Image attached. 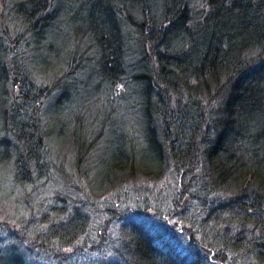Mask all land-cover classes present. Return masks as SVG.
Instances as JSON below:
<instances>
[{"label": "trees", "instance_id": "trees-1", "mask_svg": "<svg viewBox=\"0 0 264 264\" xmlns=\"http://www.w3.org/2000/svg\"><path fill=\"white\" fill-rule=\"evenodd\" d=\"M125 106L135 127L118 131ZM0 165L9 185L55 184L64 200L49 229L25 219L0 239V264H34L20 243L64 264L100 215L84 218L80 197L168 175L171 218L216 264H264V0H0ZM115 238L124 260L108 264L212 263L134 219Z\"/></svg>", "mask_w": 264, "mask_h": 264}, {"label": "rangeland", "instance_id": "rangeland-1", "mask_svg": "<svg viewBox=\"0 0 264 264\" xmlns=\"http://www.w3.org/2000/svg\"><path fill=\"white\" fill-rule=\"evenodd\" d=\"M69 40L70 38H68V42ZM68 42L64 39L60 40V38L55 37L53 40V50L62 52L67 51ZM124 108L125 116L122 120L116 118L114 121L115 127H118V131L123 128H125V130H132L135 127L129 128L131 124V111L126 106ZM7 168L8 165H0V239L4 242H6V240L8 242H16V239L12 238L9 231H19L16 226L20 225L25 219L30 218L35 219V232L38 225L39 228L49 229L52 221L58 216V211L53 210V207L54 209H56V207L59 208L64 200L51 198L55 184H44L43 190L39 181L38 183L36 182V184L19 186L16 188L9 185L11 180L7 177ZM167 177L166 179L162 178L159 180L147 178L136 179V182H117L114 186L107 188L106 190L108 191L105 192V194H100L101 196L93 195L86 198L80 197L79 202H77V207L84 212V218L86 216V219L89 220L90 217L95 215V210L98 211V214L101 215V212H103L105 215L102 214L103 218L99 215L97 226L91 222L80 226L83 219L77 218L76 226L82 227L84 231H79L80 233L76 235V241L70 243L69 246L73 247V249L69 250L68 253H66L65 249H60V252H58L57 249L55 253L58 252L57 255H68V259L64 264H99L101 259L105 264L122 262L124 260V257L121 256L122 253L114 254L112 250V248L116 249L121 247L119 241L115 240V237H117L120 231L122 222L134 219L135 221L146 224L147 227L157 235L162 236L163 239H170L182 253H187L190 258H210V261L216 264L213 259L214 253H211L212 248L207 245L208 239L205 240L202 233H200L196 227L194 231H190V224H186V222L183 224V220L171 218L170 210L173 208L174 203L169 198L167 202L165 200V198L169 197L172 193V186L169 184L171 175ZM134 190H140L142 193L140 195L143 196L138 197ZM122 191L128 192L127 194L129 197H124L122 195L120 197L121 201L117 204L114 196ZM73 197L78 199L79 195L73 194ZM46 203L48 204L47 208L45 207ZM74 204H76V202H74ZM189 205V202L185 204L187 208H189ZM69 209L72 210L71 204H69ZM42 212H48L46 215L49 216V219L44 222L41 221V218H43ZM110 213L113 218L109 216ZM87 215L90 217H87ZM54 227L58 229L61 226H59L58 223L54 225ZM88 233L92 234L96 240H91V237L85 236ZM30 235L34 234L30 232ZM107 236L111 237V239L108 240L111 241V246L106 245V252L108 253H102L101 255L94 253L92 249L98 248V244L96 243H99L100 240H105ZM33 238H35V235ZM33 238L31 237L29 240L33 241ZM86 241H90L89 244L86 245ZM28 244L20 243L28 254V261L34 264L45 263L44 255H46V253H43L42 248L39 246L33 248L32 245L29 246ZM47 244L49 247L50 245L51 247H62L63 245H56L51 241L50 243L47 242ZM212 251L214 252L215 249ZM36 253H39V255L36 256ZM243 262L246 261L240 260L237 264H242ZM251 264L259 263L252 261Z\"/></svg>", "mask_w": 264, "mask_h": 264}]
</instances>
